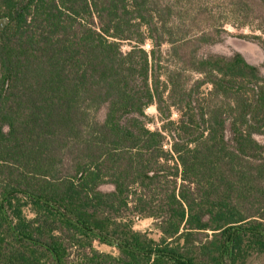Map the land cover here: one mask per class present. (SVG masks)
Wrapping results in <instances>:
<instances>
[{"label":"trees","instance_id":"obj_1","mask_svg":"<svg viewBox=\"0 0 264 264\" xmlns=\"http://www.w3.org/2000/svg\"><path fill=\"white\" fill-rule=\"evenodd\" d=\"M2 18L0 264L264 254V75L204 54L227 25L264 51V0H0Z\"/></svg>","mask_w":264,"mask_h":264},{"label":"rangeland","instance_id":"obj_2","mask_svg":"<svg viewBox=\"0 0 264 264\" xmlns=\"http://www.w3.org/2000/svg\"><path fill=\"white\" fill-rule=\"evenodd\" d=\"M227 35L224 36L223 40L212 46L207 47L204 50L205 55H220L224 57H232L234 54H240L244 59L252 66L258 68L264 75V51L256 43L246 40L244 36L252 34L250 29H235L230 25L226 26ZM128 46L124 49L128 50ZM146 49L149 50L150 46L147 45ZM209 87L205 88L208 91ZM148 115L151 117L153 122L149 124L151 130H155L161 127L160 116L155 107H151L147 110ZM173 118L178 119V115L174 113ZM257 140L264 144V137H257ZM103 191H111L113 187L104 186ZM26 214L32 217V213L29 209L26 210ZM130 220L133 221V227L136 231L147 232L149 237L160 240V233L154 227V221L152 219H135L134 216H130ZM96 248L102 252L117 253L116 250L108 245L96 242ZM246 264H264V254H254L246 262Z\"/></svg>","mask_w":264,"mask_h":264},{"label":"water","instance_id":"obj_3","mask_svg":"<svg viewBox=\"0 0 264 264\" xmlns=\"http://www.w3.org/2000/svg\"><path fill=\"white\" fill-rule=\"evenodd\" d=\"M8 25H9V19L8 18L0 19V32L4 31Z\"/></svg>","mask_w":264,"mask_h":264},{"label":"built area","instance_id":"obj_4","mask_svg":"<svg viewBox=\"0 0 264 264\" xmlns=\"http://www.w3.org/2000/svg\"><path fill=\"white\" fill-rule=\"evenodd\" d=\"M138 220V219H137Z\"/></svg>","mask_w":264,"mask_h":264}]
</instances>
